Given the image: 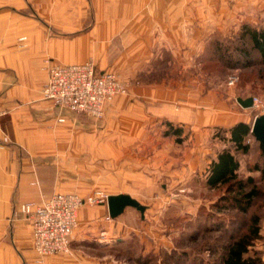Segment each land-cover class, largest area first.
<instances>
[{
    "label": "rangeland",
    "instance_id": "rangeland-1",
    "mask_svg": "<svg viewBox=\"0 0 264 264\" xmlns=\"http://www.w3.org/2000/svg\"><path fill=\"white\" fill-rule=\"evenodd\" d=\"M95 6L103 14H114L120 24L131 13L129 26L126 23L116 35L128 43L134 71L139 66L144 69L128 77L119 60L117 68L111 69L126 82L127 93L106 102L100 118L75 113L82 116L83 125L106 123L108 129L82 127L94 138H82V148L65 158L60 170L66 189L60 192L73 191L85 198L97 190L108 195L122 192L147 205L144 219L136 216L140 233H132L130 243L115 250L133 264H220L231 236L243 224L248 226L252 214H259L261 235L250 254L255 264H264V146L253 133L246 137V152L224 139L230 138L226 130L237 119L244 117L252 126L264 114V65L249 36L242 38L246 25L264 29V0H91L90 9ZM247 60L251 64L244 65ZM233 74L239 75V81L229 86ZM154 82L177 89L178 102L172 104L177 109L186 96L201 100L195 90L204 86L211 92L210 99L195 106L209 114L210 127L183 128L159 118L156 127L147 129L151 137L140 138L138 127L127 126L121 106L132 84ZM239 97H258L260 106L244 109ZM108 105L111 109L106 110ZM134 109L133 117L138 119ZM196 138L205 142H195ZM227 148L240 162V178L255 176L257 180L260 193L249 213L233 208L229 200L221 201L228 195L226 187L208 185L211 162ZM191 152L194 168L182 175ZM99 204L103 203L86 204L80 210ZM105 236L99 237L103 243L108 242Z\"/></svg>",
    "mask_w": 264,
    "mask_h": 264
},
{
    "label": "crops",
    "instance_id": "crops-1",
    "mask_svg": "<svg viewBox=\"0 0 264 264\" xmlns=\"http://www.w3.org/2000/svg\"><path fill=\"white\" fill-rule=\"evenodd\" d=\"M90 1L0 0V108L5 111L0 116V264H36L39 255L34 248L33 222L21 213V204L41 203L56 193L79 194L60 192L66 189L61 183L60 168L65 158L82 148V138H94L82 127L108 129L106 123L83 125L82 116L43 98V88L49 80L47 61L78 64L94 57L98 72H115L111 68H117L121 60L128 77L144 69L139 66V72L134 71L128 43L116 35L126 28V23L129 26L131 13H127V22L120 24L114 14H103L96 6L91 10ZM170 43L169 47H174ZM195 91L201 100L186 96L177 109L172 105L178 102L177 89L158 82L134 83L121 106L122 116L127 126L139 128L140 138L151 137L147 129L156 127L159 118L183 128H208L209 114L195 103L208 101L211 92L202 85ZM134 108L140 114L138 119L133 117ZM239 121L247 119L242 117L234 123ZM195 142L203 143L205 138H196ZM193 156L192 152L186 156L182 175L194 168ZM207 164L210 168V160ZM128 209L112 218L107 204L83 207L71 252L45 255L44 263L133 264L115 251L130 243L132 233H140L136 216L141 221L144 218ZM101 234L106 235L107 243L101 242Z\"/></svg>",
    "mask_w": 264,
    "mask_h": 264
},
{
    "label": "built area",
    "instance_id": "built-area-1",
    "mask_svg": "<svg viewBox=\"0 0 264 264\" xmlns=\"http://www.w3.org/2000/svg\"><path fill=\"white\" fill-rule=\"evenodd\" d=\"M47 68L49 80L43 88V98L77 114L100 118L106 102L128 90L126 82L116 73L98 72L93 60L78 64L47 61ZM238 81L239 75L233 74L228 84L235 86ZM260 103L258 97H253V107H259ZM4 113L0 108V116ZM109 196L100 190L86 198L76 193H56L41 203H22L21 213L33 222L34 248L39 255L36 264H45L43 257L48 254L70 253L80 208L86 204L107 203Z\"/></svg>",
    "mask_w": 264,
    "mask_h": 264
},
{
    "label": "trees",
    "instance_id": "trees-1",
    "mask_svg": "<svg viewBox=\"0 0 264 264\" xmlns=\"http://www.w3.org/2000/svg\"><path fill=\"white\" fill-rule=\"evenodd\" d=\"M249 36L252 47L260 56V62L264 65V29L244 26L242 38ZM243 55L247 52L242 51ZM247 57V56H246ZM252 60H247L246 64H251ZM252 126L241 121L228 128L230 138H224L234 144L235 149L246 152L249 146L245 144L246 137L252 133ZM264 148V147H263ZM240 162L236 154L230 149H223L218 152L216 158L211 162V171L208 177L210 187L224 186L228 195L222 197L221 201L229 200L233 208L242 213H249L254 199L259 196L260 190L257 186L255 176H248L246 179L240 178ZM260 215L252 214L249 224H244L231 236L230 242L223 247L220 264H255L256 260L250 254V247L253 242L260 239Z\"/></svg>",
    "mask_w": 264,
    "mask_h": 264
},
{
    "label": "water",
    "instance_id": "water-1",
    "mask_svg": "<svg viewBox=\"0 0 264 264\" xmlns=\"http://www.w3.org/2000/svg\"><path fill=\"white\" fill-rule=\"evenodd\" d=\"M237 101L243 108L253 107V97H239L237 98ZM251 131L256 140L261 142L264 146V114L259 115L255 118ZM107 205L109 208V214L112 218H116L121 215L127 207H133L137 209L144 218L145 211L147 209V205L142 204L138 199L126 193L110 195L107 201Z\"/></svg>",
    "mask_w": 264,
    "mask_h": 264
}]
</instances>
